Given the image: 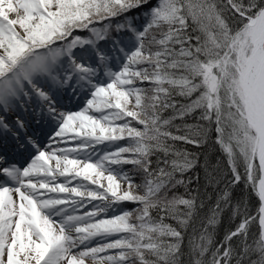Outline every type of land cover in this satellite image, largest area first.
I'll list each match as a JSON object with an SVG mask.
<instances>
[{"label":"snow or ice","instance_id":"obj_1","mask_svg":"<svg viewBox=\"0 0 264 264\" xmlns=\"http://www.w3.org/2000/svg\"><path fill=\"white\" fill-rule=\"evenodd\" d=\"M150 3L0 0V264H264V0Z\"/></svg>","mask_w":264,"mask_h":264},{"label":"trees","instance_id":"obj_2","mask_svg":"<svg viewBox=\"0 0 264 264\" xmlns=\"http://www.w3.org/2000/svg\"><path fill=\"white\" fill-rule=\"evenodd\" d=\"M155 2H156V0H151V3L148 4V5H145L144 8L134 10L132 13L128 14V15H131V16H137V15L140 16L139 20H135L134 21L135 25L139 26V25L144 23V17L142 15H140V14L143 11H146L148 8H150ZM119 20H120V18H115L113 20V25L116 22H118ZM100 26L101 25H99V24L97 25V27H100ZM78 34H80L82 36L88 35L87 32H82V33H78ZM111 35L112 36H118L119 34L116 33L113 30L111 32ZM100 44L102 46L107 47V43L105 41H101ZM165 115H167V114H165ZM186 119H187V122L190 123V124L195 123V121L193 119H191V118H186ZM117 143L124 144L125 142L124 141H119ZM177 146L182 148V149H187L189 152H192V153L198 155V166L195 169H193L191 172L185 174V178L191 177L192 180H193V183L189 186L192 189H196V188H198V187H200L201 185L204 184L205 165H207V171L208 172H212L216 168H219V169L223 170V169H226V167H227L226 162H225V158L222 156V154L218 150H215L210 145L209 146H205V147H201V148H196L193 145H186V144H183V143H178ZM131 168H132L131 165H125L124 166V170L125 171H127V170H129ZM197 175L200 177L199 183L196 182V176ZM140 180H141V178H140L139 175L135 176V179H134L135 183H140ZM200 190L203 191V188H200ZM240 191H241V189L237 188V192L239 193ZM178 193L179 194H183L184 193L183 187L178 189ZM257 206H258V201L256 200L255 197H252L251 200H250V211L254 212ZM121 207L125 208V209H128V210H131L134 207H136V205L131 204V203H125V204H122ZM116 211H119V209H116ZM233 227H234V222L225 220L223 225L217 229V240L221 239L223 234L229 228H233ZM251 232L252 233H256V234H258V232H259V228H258V226L255 223H253V225H252ZM186 243H187V239L185 240V244ZM252 258L255 259L256 257L253 256Z\"/></svg>","mask_w":264,"mask_h":264},{"label":"rangeland","instance_id":"obj_3","mask_svg":"<svg viewBox=\"0 0 264 264\" xmlns=\"http://www.w3.org/2000/svg\"><path fill=\"white\" fill-rule=\"evenodd\" d=\"M82 107H83V105H82V106L74 105V106L70 107L69 109L73 108L74 111H76V110H80ZM40 129H46V131H50V130H51V128H49V127H47V126L41 127ZM32 130H33V131H35V130L38 131L39 129L37 128V126L32 125ZM76 144H77V141L68 140L67 143L61 144L60 146H61V147H75ZM53 147H55V145H53ZM7 148H8V149H11V148H9V147H7ZM12 149H14V148H12ZM104 149H108V147L106 148V147L104 146ZM3 150L5 151L6 149L3 148ZM14 152H15V151H14ZM103 152H104V151H103ZM103 152L98 151V153H103ZM16 153H17V152H16ZM17 154H18L19 156L25 155L26 162H27V153H26V152H20V153H17ZM5 156H6V155H5ZM19 156H17V157H19ZM6 157H7V156H6ZM7 158H8V157H7ZM93 159H95V155H93ZM26 162H24L23 164H21V166H24V165L26 164ZM15 163H17V161H15ZM61 180H63V178H61ZM94 203H99V202H94ZM90 208H91V205H89V209H90Z\"/></svg>","mask_w":264,"mask_h":264}]
</instances>
